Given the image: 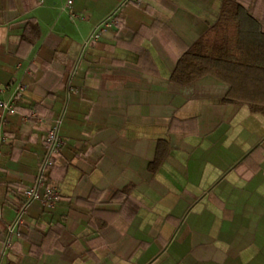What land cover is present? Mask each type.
<instances>
[{
  "label": "crops",
  "instance_id": "crops-1",
  "mask_svg": "<svg viewBox=\"0 0 264 264\" xmlns=\"http://www.w3.org/2000/svg\"><path fill=\"white\" fill-rule=\"evenodd\" d=\"M223 1L0 0V264H264V83L250 103L172 78ZM41 177L56 205L11 230Z\"/></svg>",
  "mask_w": 264,
  "mask_h": 264
},
{
  "label": "trees",
  "instance_id": "trees-1",
  "mask_svg": "<svg viewBox=\"0 0 264 264\" xmlns=\"http://www.w3.org/2000/svg\"><path fill=\"white\" fill-rule=\"evenodd\" d=\"M208 75L227 83L232 99L256 102L264 83V24L255 5L224 0L219 19L178 58L172 78L189 84ZM165 150L161 143L156 166Z\"/></svg>",
  "mask_w": 264,
  "mask_h": 264
},
{
  "label": "built area",
  "instance_id": "built-area-1",
  "mask_svg": "<svg viewBox=\"0 0 264 264\" xmlns=\"http://www.w3.org/2000/svg\"><path fill=\"white\" fill-rule=\"evenodd\" d=\"M73 0H69V3H72ZM116 22L115 16H110L109 18L100 22L94 29L92 35L88 38L87 43L99 40L102 35L107 32ZM25 86L19 88V92L25 90ZM16 111V107L13 101L5 102L0 100V120L2 126L4 127L8 124L9 115ZM32 116L36 117L39 121L43 122L44 117L38 115V113L33 112ZM8 133L5 129H2L0 133V145L8 140ZM64 144V137L60 131L59 123L51 127L46 136V148H47V157L43 163V169L52 165L55 162V157L60 151L61 146ZM0 146V154H1ZM44 184L42 177L38 180V183L26 191V200L19 208V215L16 220V223L11 226V230L15 229V226L19 223L24 222V215L27 212V209L33 201H41L49 207H54L58 198V193L53 188H48L44 193H41L40 186Z\"/></svg>",
  "mask_w": 264,
  "mask_h": 264
}]
</instances>
